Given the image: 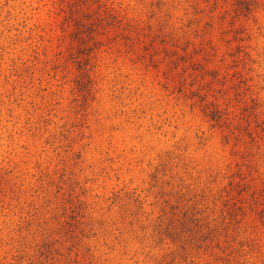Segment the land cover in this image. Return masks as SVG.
I'll list each match as a JSON object with an SVG mask.
<instances>
[{"label":"rangeland","instance_id":"rangeland-1","mask_svg":"<svg viewBox=\"0 0 264 264\" xmlns=\"http://www.w3.org/2000/svg\"><path fill=\"white\" fill-rule=\"evenodd\" d=\"M0 264H264V0H0Z\"/></svg>","mask_w":264,"mask_h":264},{"label":"trees","instance_id":"trees-1","mask_svg":"<svg viewBox=\"0 0 264 264\" xmlns=\"http://www.w3.org/2000/svg\"><path fill=\"white\" fill-rule=\"evenodd\" d=\"M250 9H251V8H249V11H250ZM81 25H83V24H81ZM81 25H80V26H81ZM85 27H86V26H84V28H85ZM80 28H81V27H80ZM82 28H83V26H82ZM79 31H81V30H79Z\"/></svg>","mask_w":264,"mask_h":264}]
</instances>
